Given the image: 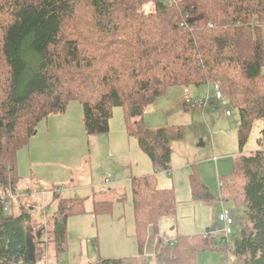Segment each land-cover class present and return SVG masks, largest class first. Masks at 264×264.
<instances>
[{
	"label": "trees",
	"instance_id": "trees-1",
	"mask_svg": "<svg viewBox=\"0 0 264 264\" xmlns=\"http://www.w3.org/2000/svg\"><path fill=\"white\" fill-rule=\"evenodd\" d=\"M150 1L0 0V185L19 192L13 186L17 152L40 120L64 112L74 100L87 135L106 133L113 108L121 107L127 135L137 139L154 170H170L168 143L182 131L148 129L140 114L170 86L219 82L238 112L240 150L231 172L218 178V197L196 167L189 183L192 199L211 205L214 220L219 201H231L233 209L227 207L232 217L237 212L239 228L225 243L216 221L206 227L207 236L178 235L172 245L157 236L154 257L158 264H196L198 252L218 250L240 264H264V0H155L153 10L145 11ZM256 120L263 122L260 148L244 154ZM130 193L138 255L88 264H143L148 230L175 215L174 190L159 188L154 173L131 177ZM84 202L51 190L44 204L51 235L44 224L39 239L33 233L32 263L26 256L29 207L14 214L13 203L5 211L0 201V264H36V243L46 252L48 242L56 257L51 264H60L67 219L83 213ZM93 207L109 212L110 202L93 201Z\"/></svg>",
	"mask_w": 264,
	"mask_h": 264
},
{
	"label": "rangeland",
	"instance_id": "rangeland-1",
	"mask_svg": "<svg viewBox=\"0 0 264 264\" xmlns=\"http://www.w3.org/2000/svg\"><path fill=\"white\" fill-rule=\"evenodd\" d=\"M154 1L145 5L144 10H153ZM261 33L264 41V26ZM260 72L264 74V64ZM207 88V83L190 85L187 86V94L184 93L185 87L170 86L140 114L143 125L148 129L173 127L182 131L181 137L168 143V172L154 170L152 161L137 139L127 135L123 111L119 106L112 110L106 133L86 134L81 104L77 100L70 101L63 113L43 118L28 144L17 152L18 178L13 186L23 195L13 200L11 212L18 214L21 206L29 207L31 221L27 227L34 233L44 224L50 237L52 220L49 216L42 218L41 214L45 212L43 207L51 190H58L60 196L82 197L85 200L84 212L67 219L66 250L58 254V263L86 264L121 255H138L130 180L134 176L154 173L157 186L172 188L177 202L173 219L162 220L156 231L149 229L143 242V264H158L154 252L159 245V234L192 236L204 233L206 227L216 221L211 205L192 199L189 175L193 168L196 167L202 180L218 197V178L231 172L234 157L240 150L238 112L225 97L216 102V106H221L207 109L194 102L190 105L185 103L187 97L194 101L205 97ZM225 110H230L231 115L226 116ZM262 125V120L254 121L242 148L244 151L260 148L257 139ZM36 148L38 151L34 156ZM108 174L110 182L105 183L102 179ZM11 186L1 184L2 188ZM93 201L110 202V211H96L92 208ZM225 203L230 210L233 209L231 201ZM236 216L237 212L233 211L232 234L239 228ZM173 225L175 229L172 231L170 227ZM41 250L44 255L39 254ZM36 253V264L56 262L52 242H48L46 252L43 244L36 243ZM94 256L97 260L93 259ZM227 259V253L218 250L196 254V264H226ZM227 264L240 263L230 258Z\"/></svg>",
	"mask_w": 264,
	"mask_h": 264
},
{
	"label": "built area",
	"instance_id": "built-area-1",
	"mask_svg": "<svg viewBox=\"0 0 264 264\" xmlns=\"http://www.w3.org/2000/svg\"><path fill=\"white\" fill-rule=\"evenodd\" d=\"M207 85H208V88H207V93H206L205 97H203L202 99L197 100V101H194L192 98L187 97L185 100V103L190 105L194 102V103L200 104L203 109H207L210 106H214V107L221 106V105L216 106V102H219L224 97L220 83L219 82H212V83L207 82ZM184 93L188 94L189 90L187 88H185ZM220 110L222 111L221 108H220ZM224 113L226 116L231 115L230 110H225ZM162 171L168 172L169 170H162ZM109 177H110V175L108 174L106 177H103L102 181L105 183L110 182ZM41 194L43 196L44 192H42ZM19 196H21V193L11 190L10 187L2 188L0 185V201L4 205L5 211H8V208L13 203V200L17 199ZM44 208L45 207H43V209ZM42 218H45V212H44V214H42ZM216 222L219 225V228L217 229V231L221 232L223 234L224 239L222 241L225 243V242H227L228 238L232 234L231 225L233 223V217H232V214L230 213L229 208L226 206V204L223 202V200L219 201V206H218V210L216 213ZM212 233H213V231H212ZM207 235H208V233L204 232V236H207ZM158 237L164 244L172 245L175 241V239H171L162 233L159 234ZM227 256H228V259L225 261L226 264L229 263V259L231 258L229 253H227ZM44 257H46V259L48 260L47 254H45ZM16 264H24V263H22L21 261H18ZM45 264H48V261H47V263L45 262Z\"/></svg>",
	"mask_w": 264,
	"mask_h": 264
},
{
	"label": "water",
	"instance_id": "water-1",
	"mask_svg": "<svg viewBox=\"0 0 264 264\" xmlns=\"http://www.w3.org/2000/svg\"><path fill=\"white\" fill-rule=\"evenodd\" d=\"M35 236L37 239H39L41 236V231L37 230L35 232ZM26 256L32 263H35V247L33 244V233H31V228H27L26 232Z\"/></svg>",
	"mask_w": 264,
	"mask_h": 264
},
{
	"label": "crops",
	"instance_id": "crops-1",
	"mask_svg": "<svg viewBox=\"0 0 264 264\" xmlns=\"http://www.w3.org/2000/svg\"><path fill=\"white\" fill-rule=\"evenodd\" d=\"M62 113H63V112H62ZM238 123H239V122H238ZM238 123H237V128H238ZM125 135H126V134H125ZM30 140H31V138H30ZM258 147H259V146H258ZM23 148H24V147H23ZM257 149H258V148H257ZM255 150H256V149H255ZM19 151H20V150H19ZM19 151H18V152H19ZM37 151H38V149L36 148V149L34 150V156L37 154ZM251 151H254V150H245V151L243 150L242 153L247 154V153H249V152H251ZM238 153H239V151H238ZM237 155H238V154H237ZM235 157H236V156H235ZM235 157H234V158H235ZM134 177H135V176H134ZM136 177H137V176H136ZM205 184H206V183H205ZM206 185H207V184H206ZM208 187H209V186H208ZM209 188H210V187H209ZM210 189H211V188H210ZM211 190H212V189H211ZM42 214H43V212H42ZM42 214H41V216H42ZM45 217H46V216H45ZM165 219H173V216H172V217L162 218L161 221H162V220H165ZM161 221H160V222H161ZM28 228H30V227H28ZM174 229H175V226H174V225L170 227V230L173 231ZM32 231H33V229H32ZM202 231H203V230H202ZM31 233H33V232H31ZM201 233H202V232H201ZM162 234H165V233L163 232ZM165 235L168 236V237L171 238V239H175V237L178 236V234H175V235H173V236H169V235H167V234H165ZM157 240L159 241V239H157ZM121 256H123V255H121ZM134 256H135V255H134ZM93 259H96V257L94 256ZM96 260H97V259H96ZM89 262H90V261H88L86 264H88Z\"/></svg>",
	"mask_w": 264,
	"mask_h": 264
}]
</instances>
